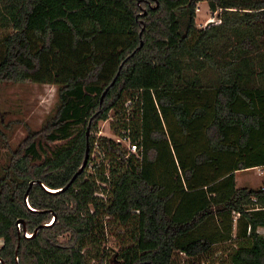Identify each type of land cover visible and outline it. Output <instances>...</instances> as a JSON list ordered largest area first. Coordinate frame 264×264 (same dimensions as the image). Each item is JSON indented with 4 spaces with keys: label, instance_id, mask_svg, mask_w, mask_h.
Segmentation results:
<instances>
[{
    "label": "trees",
    "instance_id": "1",
    "mask_svg": "<svg viewBox=\"0 0 264 264\" xmlns=\"http://www.w3.org/2000/svg\"><path fill=\"white\" fill-rule=\"evenodd\" d=\"M201 2L219 24L196 27ZM0 27V83L57 96L54 117L16 150L0 131V264H101L110 222L120 264H175L232 239L228 264H264V186L235 182L264 167V0H0ZM111 111L141 160L86 138ZM86 143L87 163L95 143L103 155L93 174L57 194L37 183L64 188Z\"/></svg>",
    "mask_w": 264,
    "mask_h": 264
},
{
    "label": "rangeland",
    "instance_id": "2",
    "mask_svg": "<svg viewBox=\"0 0 264 264\" xmlns=\"http://www.w3.org/2000/svg\"><path fill=\"white\" fill-rule=\"evenodd\" d=\"M202 3V6H200V3L196 6V8L200 9L198 18V12L195 11L196 27L198 24L204 23L211 16V13L208 12L207 2ZM9 31L0 27V38ZM56 107L57 96L54 86L31 83H0V131L6 138L5 142L7 147L14 151L20 146L28 134L40 131L45 122L54 117ZM122 116V111L117 114L111 111L107 121H100L97 129L94 132H90L88 138L90 136L98 138L103 136L102 134L113 135L117 126L116 122ZM123 146L126 145L123 144ZM91 158L97 160L94 152L91 154ZM7 163L8 154L3 149L0 141V176L2 174V167H5ZM235 182L237 188L258 190L264 186V177L259 176L253 168L237 172L235 174ZM234 232L235 230H233V234ZM259 232L264 234V230H259ZM120 234H122L120 228L110 222L107 230L104 231V244L102 245L104 256L101 264H120L115 257L121 246V241L118 237ZM65 239L66 236L60 237L61 241ZM233 242L234 239L231 242L217 244L210 253L195 258L177 255L175 257V264H228V254L234 248ZM1 246L2 241H0ZM96 262V260H93L91 264H96Z\"/></svg>",
    "mask_w": 264,
    "mask_h": 264
},
{
    "label": "built area",
    "instance_id": "3",
    "mask_svg": "<svg viewBox=\"0 0 264 264\" xmlns=\"http://www.w3.org/2000/svg\"><path fill=\"white\" fill-rule=\"evenodd\" d=\"M195 11L198 12L199 8H196ZM219 12L220 11H215V12L210 11L211 16L208 19H206V21H204V23L198 24L197 28L199 27V29H202V28H205L209 25L219 24L220 23V20L218 19V13ZM131 106H132V101L130 99L126 100L125 103L123 104V108H124L123 110L126 114V117H128L131 113ZM122 134H123V136L120 137L118 135H115L113 132V135L102 134L103 136H100V137L109 138V139L113 140L114 142L120 144L126 152V157H129L132 155L135 158L141 160V156H142L141 155V147H139L137 142H133L131 140L129 131H127V132L123 131ZM116 136H117V138H116ZM123 144L126 146H123ZM93 152H94V154H96L97 160H94V158H91V155H90V161L87 163V166L85 167V170H84L87 172V174H93V171H94L93 161L101 162L103 160V155H101L98 152V147H97L96 143L94 144V149H93L92 153ZM254 169L256 170V172L259 176L264 177V167H256ZM89 171H91V172L89 173ZM96 185H97V189L94 192L93 197L97 198L100 201L107 202V193L109 191V185H107L105 183H101V182H96ZM17 228L20 229V225H17ZM23 235H24V237L29 238V237H31L32 234L25 232V233H23Z\"/></svg>",
    "mask_w": 264,
    "mask_h": 264
},
{
    "label": "water",
    "instance_id": "4",
    "mask_svg": "<svg viewBox=\"0 0 264 264\" xmlns=\"http://www.w3.org/2000/svg\"><path fill=\"white\" fill-rule=\"evenodd\" d=\"M141 46V44H140ZM114 83V80L111 82L110 86ZM108 90V88L105 89V91L103 92L101 98H100V103L102 102L105 94H106V91ZM89 127H87L86 129V132H85V135H86V138H88V135H89ZM88 157H89V146H88V143H86V148H85V154H84V159H83V162L80 166V168L77 170V172L73 175V177L71 178V180L68 182V184L62 188V189H59V190H49L47 189L43 184H41L40 182H37L44 190H46L47 192L51 193V194H57V193H61L63 191H65L66 189H68V187L72 184V182L80 175H82V173L84 172L85 170V167H86V164H87V160H88ZM35 182H31L29 184V188L30 186H32ZM29 190V189H28ZM28 190L24 196V202H25V205L27 206L28 209H30V206L28 205V201H27V193H28ZM56 220V216L54 214H52V218H51V221L46 224V226H50L52 225V223ZM17 225H19V223H17ZM38 229H36L33 233V235H35L37 233ZM25 233V232H23ZM32 236V235H31Z\"/></svg>",
    "mask_w": 264,
    "mask_h": 264
},
{
    "label": "crops",
    "instance_id": "5",
    "mask_svg": "<svg viewBox=\"0 0 264 264\" xmlns=\"http://www.w3.org/2000/svg\"><path fill=\"white\" fill-rule=\"evenodd\" d=\"M202 2L200 3V6H202ZM208 12L210 13V11H209V8H208ZM198 14H200V9H199V11H198V13H197V18H198ZM208 19V18H207ZM206 21V20H205ZM52 86V85H51ZM56 88V87H55Z\"/></svg>",
    "mask_w": 264,
    "mask_h": 264
}]
</instances>
